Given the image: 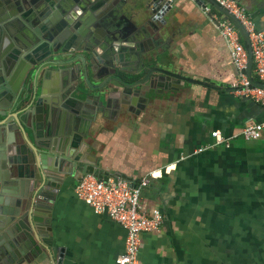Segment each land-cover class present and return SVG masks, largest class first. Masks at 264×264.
I'll return each instance as SVG.
<instances>
[{
  "label": "crops",
  "instance_id": "crops-1",
  "mask_svg": "<svg viewBox=\"0 0 264 264\" xmlns=\"http://www.w3.org/2000/svg\"><path fill=\"white\" fill-rule=\"evenodd\" d=\"M74 3L87 19V33L105 20L108 26L132 24L119 42L103 28L101 39H93L95 46L113 51L109 60L117 72L142 82L137 107L125 115L113 101L79 144H87L110 174L105 180L120 174L136 186L155 172L141 202L148 211L160 210L164 222L158 231L142 235L138 264H264V131L255 141L241 137L247 124L264 122V106L233 93L239 74L216 20L191 0H178L169 14L170 34L159 36L140 16L143 0ZM241 5L264 32V10L250 0ZM157 58L185 76L209 81L162 94L154 75L146 78ZM59 70L44 78L49 100L60 95L61 77L72 67ZM147 92L156 100L144 102ZM10 118L18 120L17 110ZM215 131L228 144L213 146ZM46 141L45 121L36 138L45 155ZM53 163L58 168L56 159ZM68 180L42 201L50 211L42 214L44 230L32 237L34 246L20 264H118L126 230L80 200L78 180Z\"/></svg>",
  "mask_w": 264,
  "mask_h": 264
},
{
  "label": "water",
  "instance_id": "water-1",
  "mask_svg": "<svg viewBox=\"0 0 264 264\" xmlns=\"http://www.w3.org/2000/svg\"><path fill=\"white\" fill-rule=\"evenodd\" d=\"M75 1L0 0V264H20L28 258L34 246L32 237L45 227L42 214L50 212L41 206L42 201L49 200V191L61 190L70 181L68 178L79 180L94 175L106 181L110 174L91 148L87 144L81 148L79 143L87 138L94 124L100 123L98 115L113 101L125 115H131L132 108L137 107L135 98L142 82L114 69L113 59L109 60L113 51L106 45L95 46L98 43L93 37L83 40L87 31L85 27L78 29L80 7L75 6ZM236 1L241 4L244 0ZM250 1L264 10V0ZM196 4L211 6L239 31L249 52L246 72L254 85L264 87L252 75V50L243 25L217 0H197ZM172 7L168 0H143L140 16L154 26L159 36L169 35ZM208 15L212 18L211 13ZM81 21L85 23V17ZM101 25L108 28L103 22ZM101 33L95 37L101 39ZM107 33L118 42L130 34L121 23L111 25ZM71 67V72L61 77L62 92L49 100L43 79L58 73L59 68L69 71ZM152 76L163 85L162 94H172L186 83L209 81L185 76L158 58L147 71L146 78ZM156 98L147 92L143 99L149 102ZM12 110H17L18 120H7ZM45 121L49 141L42 148L46 155L36 142ZM31 138L35 141L31 142ZM114 175L116 180L124 178Z\"/></svg>",
  "mask_w": 264,
  "mask_h": 264
},
{
  "label": "built area",
  "instance_id": "built-area-1",
  "mask_svg": "<svg viewBox=\"0 0 264 264\" xmlns=\"http://www.w3.org/2000/svg\"><path fill=\"white\" fill-rule=\"evenodd\" d=\"M168 1L174 4L178 0ZM191 1L197 3V0ZM217 1L245 28L252 50L253 76L255 80L264 84V32L257 30L246 9L236 0ZM204 12L211 13L212 18L218 22L217 28L238 70L239 77L232 86L233 93L264 106V87L254 85L246 72L249 52L239 31L223 15L216 11L212 13L209 5L204 8ZM263 131L264 122H251L244 127L241 137L246 141H255L261 138ZM212 137L215 139L213 146L229 142V139L223 138L220 131L213 132ZM199 152H202V149ZM154 174L155 172L150 173L136 186L123 179L100 181L94 175H86L78 180L75 187V194L80 200L88 204L96 213L107 214L126 230L125 250L117 258L118 264H138L142 235L158 231L164 222V215L160 210L148 211L141 202L142 191L149 186V177Z\"/></svg>",
  "mask_w": 264,
  "mask_h": 264
},
{
  "label": "flooded vegetation",
  "instance_id": "flooded-vegetation-1",
  "mask_svg": "<svg viewBox=\"0 0 264 264\" xmlns=\"http://www.w3.org/2000/svg\"><path fill=\"white\" fill-rule=\"evenodd\" d=\"M79 11H80V13H78V14H79V16H78L79 18L76 20V21H77L76 24H78V25H77V26H78V29H81L82 27H85V25H87V24H86V23H87V19L85 18V21H84L85 23H83V22L81 21V18H82V16H83V14L81 13L82 10H79ZM79 11H78V12H79ZM103 18H104V17H103ZM12 23H14V22H12ZM12 23H9V24H12ZM115 24H116V23L111 24V25H115ZM129 24H130V25H129ZM74 25H75V24H74ZM103 25H107V26H108V22H107V21L104 22ZM111 25L108 26V28L111 27ZM121 25H122V27H124V28H129V27H131L132 24L128 22L127 24H121ZM103 27H104V26H103ZM5 28H6V27H5ZM100 28H102V25H100V26H99V25L94 26V29H93L92 33H87L86 36L83 38V40L86 39V37H87V39H88V38H92V37H93V38H96V37H95V34H96V33H97L98 35H100V33H99V32H100ZM108 28H105V27H104L103 29H105V30L107 31ZM1 40H2V38L0 37V41H1ZM119 40H120V38H119ZM43 49H44V48H43ZM43 49H42V50H43ZM43 81H44V79H43Z\"/></svg>",
  "mask_w": 264,
  "mask_h": 264
},
{
  "label": "trees",
  "instance_id": "trees-1",
  "mask_svg": "<svg viewBox=\"0 0 264 264\" xmlns=\"http://www.w3.org/2000/svg\"><path fill=\"white\" fill-rule=\"evenodd\" d=\"M214 11V10H213Z\"/></svg>",
  "mask_w": 264,
  "mask_h": 264
}]
</instances>
